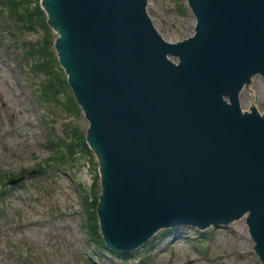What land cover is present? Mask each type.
<instances>
[{
    "label": "water",
    "instance_id": "obj_1",
    "mask_svg": "<svg viewBox=\"0 0 264 264\" xmlns=\"http://www.w3.org/2000/svg\"><path fill=\"white\" fill-rule=\"evenodd\" d=\"M190 1L198 30L184 44L160 35L146 0H45L104 162V231L132 247L249 211L264 259V114L242 115L238 97L264 74V0Z\"/></svg>",
    "mask_w": 264,
    "mask_h": 264
},
{
    "label": "rangeland",
    "instance_id": "obj_2",
    "mask_svg": "<svg viewBox=\"0 0 264 264\" xmlns=\"http://www.w3.org/2000/svg\"><path fill=\"white\" fill-rule=\"evenodd\" d=\"M146 1L164 38L185 42L198 30L190 0ZM4 16L0 15V173L19 174L21 169L45 165L57 152L53 137L69 135V123L84 132L94 155L76 153L66 171L57 167L52 174L32 176L25 185L6 189L0 196V264H118L120 260L95 246L84 225L78 184L91 186L95 168L102 172L104 164L90 131V111L84 105L74 116L55 98L39 101L44 74L34 72L22 57L23 42L42 40L43 31L14 20L4 22ZM54 36L56 42L60 34ZM242 93L244 114L249 113L250 101L264 114V75L253 74V88L244 85ZM99 193L100 205L103 186ZM248 220L245 213L219 226L181 225L179 231L168 233V228H161L132 250L126 264H261Z\"/></svg>",
    "mask_w": 264,
    "mask_h": 264
},
{
    "label": "trees",
    "instance_id": "obj_3",
    "mask_svg": "<svg viewBox=\"0 0 264 264\" xmlns=\"http://www.w3.org/2000/svg\"><path fill=\"white\" fill-rule=\"evenodd\" d=\"M0 10L2 12H7L8 17L15 19L17 22H22L25 28L30 30L42 29L44 32L42 40L31 42L30 45L26 48L27 55L33 59L34 68L45 69L50 63L52 68L55 69L57 65V59L54 57V52L51 50L52 43V31L46 23L45 13L40 7L38 0H0ZM51 57V58H50ZM49 59V60H48ZM51 61V62H50ZM44 71V70H43ZM55 78L48 80V83L45 85V93L50 95L53 93V96L58 101H61L65 107L73 114L80 112L78 104L75 101L71 90L67 92L66 102L61 100L59 97L60 93H63L64 89L66 90V84L64 78L59 72H54ZM58 80L62 82L57 83ZM51 97V96H50ZM73 135L71 136V141L68 143L74 149L78 144H85L83 134L73 128ZM76 140H78L76 142ZM71 149V148H70ZM98 178L94 179V186L87 191L84 189L85 194V204L88 207V227L92 237L98 242L100 241V235L97 225V214L94 210L96 202L98 200V189H97ZM90 199V200H89ZM104 246L103 242L99 243Z\"/></svg>",
    "mask_w": 264,
    "mask_h": 264
},
{
    "label": "bare ground",
    "instance_id": "obj_4",
    "mask_svg": "<svg viewBox=\"0 0 264 264\" xmlns=\"http://www.w3.org/2000/svg\"><path fill=\"white\" fill-rule=\"evenodd\" d=\"M44 4H45V7H46V9L48 10V12L50 13L51 18H52V13H51L50 5L47 4V3H45V2H44ZM58 31H59V33H61L60 28H58ZM60 40H61V38L57 40V46H58V47H59V42H60ZM60 55L62 56V53H61V52H60ZM245 86H246V87L248 86V82L245 83ZM247 106H248V109H247L248 112H251V111L255 110V108H256V104H255V102H253V101H250L249 104H248ZM245 112H246V111L244 110V113H245Z\"/></svg>",
    "mask_w": 264,
    "mask_h": 264
}]
</instances>
